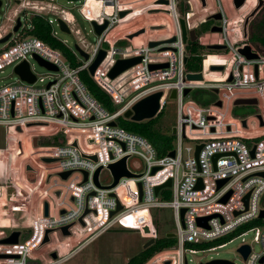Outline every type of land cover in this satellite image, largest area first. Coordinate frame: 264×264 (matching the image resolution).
Instances as JSON below:
<instances>
[{"label": "built area", "instance_id": "obj_1", "mask_svg": "<svg viewBox=\"0 0 264 264\" xmlns=\"http://www.w3.org/2000/svg\"><path fill=\"white\" fill-rule=\"evenodd\" d=\"M159 1L84 0L77 9L79 15L90 24L107 25L97 35L94 46L83 49L76 44L87 55V59L81 56L80 64L74 61L73 54L70 60L34 36L21 37L26 34L21 30L22 23L19 31L4 43L0 50V71L9 65L15 69L24 62L29 66L28 59L36 58L54 66L56 71L46 68L50 78L45 84L44 78L33 75L29 66L34 82L18 76V84L0 88V127L10 141L4 165L0 166V179L6 182L4 188L0 185V197L4 193L7 215L21 218L18 225H0L11 228L7 234H0V240L13 231L20 232L17 244H0V264H40L36 252L42 248L45 232L51 230L62 235L61 230L66 226H70L69 236L51 248L49 262L45 264H61L116 227L140 232L147 240L156 241L152 211L161 209L172 211L176 228L172 233L174 245L158 251L145 264H188L191 259L187 254L222 248L249 233L260 251H253L242 240L237 253L243 264H264V218H260L264 211V118L261 114V126L256 116L234 117V110L239 107L235 101L239 99H255L257 105L264 103V55L252 46L257 59L247 60L237 53L247 43L243 28L245 18L253 11H248L252 3L245 0L236 9L234 0ZM257 1L253 0L252 9ZM224 2L239 14L247 13L241 17L232 15ZM15 4L19 8L8 18L11 31L25 10L44 18L53 14L50 8L54 6L44 0H16ZM121 13L124 15L120 16ZM216 14L221 18L210 29L216 26L221 32L211 33L209 29L210 38L198 36L200 26ZM53 15L66 23L71 34L70 22L72 26L76 24L72 14L66 12L69 19ZM145 16L155 20L146 24ZM139 18L143 24L120 34V27ZM180 19L184 20L187 32L195 31L194 42L205 47L226 46L224 54L203 57L202 69L197 72L202 74V81L186 79L189 72L184 59L188 60L186 48L192 42L188 37L183 43ZM46 21L52 25L51 20ZM152 26L163 28L151 30ZM231 26L239 36L237 39L230 37ZM141 29L145 30L143 34L127 39ZM148 30L168 33L159 39H141ZM74 32L78 34V30ZM8 33L0 34V39ZM13 34L18 36L11 39ZM54 34L52 31L55 38ZM151 43L158 44L150 47ZM101 50L105 57L90 75L89 67ZM132 58H139V63L110 79L109 72L118 60ZM218 62L223 64V70L211 71ZM151 65L167 67L150 70ZM84 73L107 95L111 110L92 96L81 80ZM185 90H189L187 95ZM198 90L211 91L215 100L199 105L191 98L192 92ZM172 92L174 100L170 99ZM154 93L162 94L159 112L168 100L174 101L176 108L173 149L163 157L158 156L146 138L117 125L118 119L134 104ZM34 138L36 146H33ZM197 146L201 147L196 156ZM19 150V160L10 164V156ZM125 157L126 169L134 176L121 177L113 188H106L113 183L109 166ZM131 158L140 160L142 172L129 168ZM26 166L31 171H26ZM99 168L97 186L93 178ZM105 171L109 178L103 182L100 177ZM68 172V177L63 179L61 175ZM168 181L169 187L155 192ZM221 181L224 183L219 186ZM11 186L21 190L24 196L11 200L8 192ZM204 219L200 224L199 220ZM145 227L147 234L143 232ZM243 246L249 248L245 258L240 252ZM51 253L56 254V259L51 258ZM214 261L235 264L223 259L199 264Z\"/></svg>", "mask_w": 264, "mask_h": 264}, {"label": "rangeland", "instance_id": "obj_2", "mask_svg": "<svg viewBox=\"0 0 264 264\" xmlns=\"http://www.w3.org/2000/svg\"><path fill=\"white\" fill-rule=\"evenodd\" d=\"M0 1L2 2V6L0 9V34L5 35V33L11 31L10 27L12 23L8 20V18L12 17L13 10L16 8L18 9L19 7L15 4L16 0H0ZM83 1L84 0H77L76 2L69 3L64 0H44L46 4H52V6H54L53 7L54 10H52L53 8L52 9L50 8L51 13L59 16L60 15L59 11L63 10V12L66 11L72 14L73 18L76 19V24L74 26H71L72 33L67 34L59 29L56 22L57 17H55V15L53 14L45 15V18L47 20L52 21L51 27H52V31L55 33L54 34L55 38L58 41H60L71 54L74 55L75 59L74 58L73 59L77 64L82 63L83 60L80 54L76 51L75 45L77 44L83 49L84 47L89 48L90 46H94L98 40V37L94 32L93 26L85 19H83L77 11V9L80 7ZM250 3H252L251 6L247 5V8L248 6H250L248 11L251 12L253 10L252 9V5L254 3L253 0H250ZM225 6L227 11H230L232 15L239 14L237 10L232 9L231 4L225 3ZM245 10L246 8H243V11ZM246 13L247 12H241L239 14V17L245 15ZM34 14H35L34 12L25 10L22 14L18 16V18H20V21L22 23L21 30H23L24 33H26L21 35V37L24 38L27 35H30V30H31L30 20ZM153 14H156L155 16H163V13H153ZM145 20H146V24H148V23H152L155 20V18L145 16ZM143 23H144L143 19L140 18L135 21H132L119 28L120 34L128 30H132L135 28V26L141 25ZM263 23H264V6L254 18L249 20L247 25L248 38L251 35L252 28L255 26L256 27L254 31H257V33L261 34L263 31ZM75 30H78V34L74 32ZM234 30L235 29L233 28V26H231L230 27L231 39H237L239 37L237 33H234ZM167 33L168 32L166 31L153 33L152 31L148 30L146 36H144L141 39L144 40L159 39L164 37ZM197 33H199V30L197 31ZM17 36L18 34H13L11 39L16 38ZM199 36L204 38H210L211 34L209 32V29L207 32L203 34H199ZM82 40L84 41L83 43L81 42ZM5 45L6 44H0V50H2L5 47ZM263 53L264 52H261L262 55H264ZM208 54L216 55V54H224V52L209 50ZM28 63L33 75H35L37 78H44L45 84L49 82L50 77L45 67L41 66L35 59H28ZM213 65L221 66L223 64L218 62L217 64H213ZM228 67L229 65H225V68ZM18 81H19V77L14 71V66L12 65L6 66L4 69H2V71H0V88L7 85L18 84ZM37 86H42V84H38ZM211 100H215L214 94L211 95ZM175 112H176L175 102L168 100L162 116L158 119L157 126L162 130L170 132L175 124ZM261 114L263 115L264 118L263 102H261L260 105L239 106L236 107V109L234 110L235 118H245V117L255 118V116ZM225 119H228V114L225 116ZM251 126L252 129L256 128L254 123ZM9 143L10 141L7 140L3 129L0 127V150H1L0 166L4 165L3 164L4 157H5V153L8 152L7 150H9V146H10ZM18 157L16 158L17 160H19ZM128 166L130 169H133L138 173L143 171L142 163L138 158H131L128 161ZM108 178H109V174L106 171L101 174L100 179L103 182H105ZM5 183L6 182L4 179H0V185H2L3 188L5 186ZM17 196H21L20 192H9V198L11 200H14L15 198H17ZM4 201H5V197L3 193L2 197H0V225H11V226L18 225L17 223H19V220L21 218L18 219L17 216H11V214L7 215V212H5L6 209L4 207ZM152 219L156 223V224L153 223L156 232L157 230L160 232V234L175 232L176 228H175L174 220L172 218V211L170 209H161V210L152 211ZM21 223H23V221H21ZM8 229L11 228H0V234L1 235L7 234L9 231ZM64 239L65 237H62V235H60L58 232L51 233L50 242L44 245L41 249H39V251L36 252V256L40 259V264H45L49 260L50 258L49 253L50 251H52L51 248L57 246L60 242L64 241ZM242 240L250 244L252 246L253 251L255 252L260 251V246L253 241V234L249 233L246 236H243L242 238L233 240L231 243L226 244L222 248H217L213 251H204V252H197L194 254H187L188 259H191V261L188 264H199L201 262L209 261L211 259H223V260L231 261L235 264H243L241 257L237 253V248ZM146 241H147V237L143 236L140 232L124 230L116 227L109 230L105 234L101 235L92 244H90L88 247L84 248V250H82L79 254H77V256L62 264H126L129 258L135 255L142 248V246Z\"/></svg>", "mask_w": 264, "mask_h": 264}, {"label": "water", "instance_id": "obj_3", "mask_svg": "<svg viewBox=\"0 0 264 264\" xmlns=\"http://www.w3.org/2000/svg\"><path fill=\"white\" fill-rule=\"evenodd\" d=\"M34 1H42V0H34ZM66 2L72 3V2H76L77 0H64ZM203 3L204 1L201 0ZM245 0H234V7L236 9H239L243 4H244ZM160 3H166V1L160 0ZM1 5L2 2L0 1V9H1ZM264 6V0H258L257 1V6L253 9V11L245 18L244 21V28H243V36L244 38L247 36V25L250 19H252L255 14L258 12L259 9H261ZM124 13H121L120 16H123ZM220 14H216L212 17H210V19L213 20H220ZM57 21V25L59 27V29L67 34H70V30L68 28V26L66 25V23H64V21H62L61 19H56ZM180 23V28H181V32H182V41L185 44L187 42V39L189 37L190 42H194L197 38L195 31L191 30L189 32L186 31V27H185V23L183 19L179 20ZM91 25L93 26L94 32L96 35H100L102 33V31L106 28L107 23H104L103 25L99 26L96 25V23L91 22ZM21 27V21L19 18L16 19L15 21V26L12 28V31L9 32L5 37H3L2 39H0V44H4L5 42L8 41V39L11 37L12 33H17L19 31ZM163 27L161 26H152L150 27L151 30H158V29H162ZM145 32L144 29H141L139 31H137L136 33H133L131 35L127 36V39L131 40L134 37H137L141 34H143ZM211 33H220L221 29L219 27H212L210 29ZM174 39L168 41L171 42ZM158 43H151L150 47H154L156 46ZM207 48L211 51H223L226 49V46L223 45H211V46H207ZM75 49L76 51L80 54V56H82L84 59H87V55L77 46L75 45ZM237 53L240 54L241 56H243L244 58H246L247 60H254L258 58L257 53L252 52L250 45H244L242 48L237 49ZM105 57V52L104 51H99L97 57L95 58V60L93 61V63L91 64V66L89 67V73L90 75H92L95 71V69L97 68V66L102 62V60ZM36 61L43 67L49 69V70H53L56 71V68L52 65L47 64L46 62L40 60L39 58H36ZM140 59L139 58H132V59H126V60H118L115 65L113 66V68L111 69V71L109 72V77L110 79H114L115 77H117L119 74H121L122 72H124L125 70H127L128 68L136 65L137 63H139ZM187 58L184 59V63H186ZM167 65H151L150 66V70H155V69H161V68H166ZM211 71L214 72H221L223 70L222 66H213L210 69ZM15 73L24 81L32 83L35 80V77L30 73L29 70V66L26 62L18 65L15 67L14 69ZM186 79L189 81H202V74L201 73H196V74H187L186 75ZM229 81L231 80V78L228 79ZM189 93V90H185L184 95H187ZM161 93H154L152 95H149L143 99H141L140 101H138L136 104H134L132 106V108L128 111H126L123 114V118L124 119H128L131 120L133 122H141V121H146V120H150L152 118H154L158 113H159V109H160V104H159V100L161 98ZM171 100L175 99V93L172 92L171 96H170ZM220 104V103H217ZM235 105L240 106V105H246V106H253V105H257V101L255 99H239L237 101H235ZM256 118L259 120L260 125L262 126V118L260 115H257ZM111 126H114L115 123H110ZM242 125L245 126V121L242 122ZM171 134L174 135L175 134V128H172L171 130ZM36 141L37 139L34 138L33 139V146H36ZM201 146H197V151H196V156L198 154V151L200 149ZM252 153V152H251ZM21 151L19 150L17 153L12 154L10 156V164H13L14 161L16 160V158L18 156H20ZM173 152H171L169 154V156H173ZM92 159H95V157H91ZM126 159L127 157L123 158L121 161L115 163V164H111L109 166V170L113 176V183L106 187L108 189L113 188L117 183L118 180L121 177H133L134 175H132L127 169H126ZM45 162H52V160L50 159H45ZM157 169H153L152 170V174L156 171ZM26 171H31L29 166H26ZM100 172V168L95 172L94 174V183L98 185V174ZM70 173H64L62 174V178L65 179L68 177ZM264 176V174H262ZM85 176V180H86V174ZM224 183V181L219 182V186H221ZM170 186V181H168L166 184H164L163 186L157 187L155 189V192L157 193L162 187H169ZM140 187V185H139ZM8 192H20L21 196H24V193H22L21 191H19V189L17 187L11 186L8 189ZM58 195V193H57ZM229 195H227L222 201L225 202L227 200ZM47 204H45L44 207V214L45 216L47 215ZM184 211L181 212V215L183 214ZM260 218H264V211L261 212L260 214ZM203 222H205L204 220H199V223L202 224ZM70 226H66L61 230V234L63 237H67L69 236V232H68V228ZM53 231L51 230H47L45 232V237L43 242L41 243L40 247H43L44 245L48 244L50 242V239L48 237V234L52 233ZM143 232L145 234H147L148 228L145 227L143 229ZM20 236V232L19 231H13L10 233L9 236H7L6 238H3L0 240V244L1 245H12V244H17L18 243V239ZM167 238H173L174 235L172 233L166 234ZM155 243V239H149L147 240L144 245L142 246V248L145 250L147 248H149L150 246H152ZM240 252L242 253L243 257L245 258L249 252V248L247 246H243L240 249ZM51 258L56 259V254L55 253H51ZM169 264V263H166ZM209 264H229L225 261H214L211 262Z\"/></svg>", "mask_w": 264, "mask_h": 264}, {"label": "trees", "instance_id": "obj_4", "mask_svg": "<svg viewBox=\"0 0 264 264\" xmlns=\"http://www.w3.org/2000/svg\"><path fill=\"white\" fill-rule=\"evenodd\" d=\"M30 24L31 36L38 38L53 49L61 51L67 58L71 60V53L60 41H58L52 36V27L47 23L44 17L33 15L30 20ZM211 26L212 21H207L206 23L201 25L199 28V33H197L198 36L199 34L207 32ZM255 27L252 28L251 35L248 38V43H250L261 53L264 52V23L263 31L261 34L257 33V31H254ZM186 51L188 56V60L185 67L186 71L189 73L200 72L202 69L201 63L203 57L205 55H209V49L205 46L200 45L197 42H192L187 45ZM81 80L87 86L92 96L105 108L111 110V102L109 101V98L93 83L87 73H84L81 76ZM212 94L213 93L211 91L198 90L192 92L191 98L196 101L199 105L205 106L213 101L211 100ZM165 107H163V109L154 118L150 120L133 122L131 120L120 117L117 121V125L123 130L146 138L156 150L158 156L163 157L173 149V135L171 134V131L169 132L162 130L157 126L158 119L162 116ZM157 233L158 238L156 239L155 243L145 250L141 248L135 255L129 258L126 264H145L158 251L168 249L174 245V239L166 237V234L169 233L160 234L158 230Z\"/></svg>", "mask_w": 264, "mask_h": 264}, {"label": "bare ground", "instance_id": "obj_5", "mask_svg": "<svg viewBox=\"0 0 264 264\" xmlns=\"http://www.w3.org/2000/svg\"><path fill=\"white\" fill-rule=\"evenodd\" d=\"M53 8V7H52ZM51 8V9H52ZM52 10H54V8L52 9ZM59 17H64V19H69V18H67L68 16L66 15V12H63V11H59ZM72 22H70V25L69 26H72Z\"/></svg>", "mask_w": 264, "mask_h": 264}, {"label": "flooded vegetation", "instance_id": "obj_6", "mask_svg": "<svg viewBox=\"0 0 264 264\" xmlns=\"http://www.w3.org/2000/svg\"><path fill=\"white\" fill-rule=\"evenodd\" d=\"M262 8H263V7H262ZM262 8H261V9H262ZM261 9L258 10V12L255 14V16L259 13V11H260ZM255 16H254V17H255ZM254 17H253V18H254ZM207 21H212V25H214V21H218V20H212V19H209V20H207ZM246 38H247V43H245V45H250V47H251V44L248 43V36H246ZM252 47H253V46H252ZM255 49H256V48H255ZM256 50H257V49H256ZM257 51H258V50H257Z\"/></svg>", "mask_w": 264, "mask_h": 264}, {"label": "crops", "instance_id": "obj_7", "mask_svg": "<svg viewBox=\"0 0 264 264\" xmlns=\"http://www.w3.org/2000/svg\"><path fill=\"white\" fill-rule=\"evenodd\" d=\"M91 244H92V243H91ZM88 246H89V245H88ZM88 246H87V247H88ZM85 248H86V247H85ZM82 250H84V249H82ZM82 250H81V251H82ZM81 251L77 252L74 256L68 258V259L65 260L64 262L71 260L72 258H74L75 256H77V254H79ZM47 262H49V260H48ZM47 262H46V263H47ZM64 262H62V263H64ZM62 263H61V264H62Z\"/></svg>", "mask_w": 264, "mask_h": 264}]
</instances>
